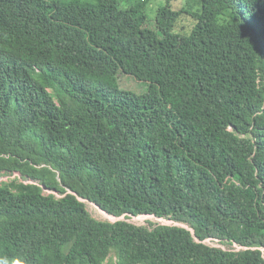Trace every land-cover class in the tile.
Segmentation results:
<instances>
[{
    "label": "trees",
    "instance_id": "16d2710c",
    "mask_svg": "<svg viewBox=\"0 0 264 264\" xmlns=\"http://www.w3.org/2000/svg\"><path fill=\"white\" fill-rule=\"evenodd\" d=\"M150 1L0 0V264H264V0Z\"/></svg>",
    "mask_w": 264,
    "mask_h": 264
},
{
    "label": "rangeland",
    "instance_id": "374dc122",
    "mask_svg": "<svg viewBox=\"0 0 264 264\" xmlns=\"http://www.w3.org/2000/svg\"><path fill=\"white\" fill-rule=\"evenodd\" d=\"M83 1H93V0H83ZM164 0H151L148 4L149 8L151 9H155L156 6L160 5ZM187 0H173V3L176 5V6H179V5H182V4H185ZM166 3V0L163 4ZM153 12V11H152ZM151 12V13H152ZM134 84V83H133ZM137 86H140V84H135ZM17 176H19L18 173H14L12 174V178H16ZM10 180V177H8V175H6L5 177L1 178L0 179V184L6 182V181H9ZM30 181H33V180H30ZM50 193V191H49ZM56 194L58 196H61V194L57 193ZM87 207L90 211V213L98 220H110V221H116V219L112 216V215H109L108 213L104 212L102 209H100L95 203L93 202H90L88 201L87 202ZM129 221H132L138 225H145V226H149L150 225V221H153V223H161V224H171L173 223L172 221H169V219H164V218H159V217H156L154 215H150V214H147V215H141V216H135V217H132L131 219H128ZM179 224V223H178ZM180 226H184L182 224H179ZM210 244L212 245H216L215 242H211ZM224 245V244H223ZM217 246H220V245H217ZM225 247H230L228 244H225L224 245Z\"/></svg>",
    "mask_w": 264,
    "mask_h": 264
},
{
    "label": "clouds",
    "instance_id": "9594fccd",
    "mask_svg": "<svg viewBox=\"0 0 264 264\" xmlns=\"http://www.w3.org/2000/svg\"><path fill=\"white\" fill-rule=\"evenodd\" d=\"M19 174V173H18ZM5 177V176H4ZM3 178V177H2ZM1 179V178H0ZM88 202V201H87ZM143 216V215H142ZM120 219H126V217L125 216H123V217H121ZM174 223V222H173ZM173 223H171V224H173ZM220 246L221 247H224V248H228V247H225L223 244H221L220 243ZM231 247V246H230ZM232 247H234V249L235 250H239L240 248H242V246H238L237 244H234V246H232Z\"/></svg>",
    "mask_w": 264,
    "mask_h": 264
},
{
    "label": "water",
    "instance_id": "95a60500",
    "mask_svg": "<svg viewBox=\"0 0 264 264\" xmlns=\"http://www.w3.org/2000/svg\"><path fill=\"white\" fill-rule=\"evenodd\" d=\"M45 189H46V187H44ZM81 200H83V201H89V200H86V199H84V198H81ZM98 207H100L98 204H96ZM116 220H118V219H120L121 217H117V216H113ZM169 221H171V220H169ZM173 222V221H172ZM179 222H177L176 224H178ZM170 224V223H169ZM179 224H182V225H184L183 223H179ZM178 224V225H179Z\"/></svg>",
    "mask_w": 264,
    "mask_h": 264
},
{
    "label": "bare ground",
    "instance_id": "6f19581e",
    "mask_svg": "<svg viewBox=\"0 0 264 264\" xmlns=\"http://www.w3.org/2000/svg\"><path fill=\"white\" fill-rule=\"evenodd\" d=\"M106 212V211H104ZM107 213V212H106ZM206 241H211L210 239L206 240ZM216 245H220V243H218V241H215Z\"/></svg>",
    "mask_w": 264,
    "mask_h": 264
}]
</instances>
